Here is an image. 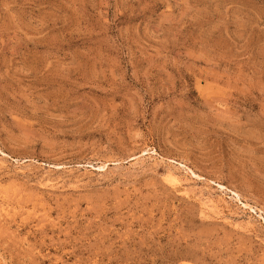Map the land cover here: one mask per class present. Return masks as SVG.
<instances>
[{
    "label": "rangeland",
    "instance_id": "374dc122",
    "mask_svg": "<svg viewBox=\"0 0 264 264\" xmlns=\"http://www.w3.org/2000/svg\"><path fill=\"white\" fill-rule=\"evenodd\" d=\"M0 264H264V0H0Z\"/></svg>",
    "mask_w": 264,
    "mask_h": 264
}]
</instances>
